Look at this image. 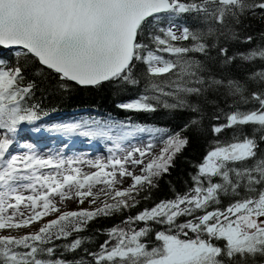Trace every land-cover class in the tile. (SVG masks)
<instances>
[{"label": "snow or ice", "instance_id": "snow-or-ice-1", "mask_svg": "<svg viewBox=\"0 0 264 264\" xmlns=\"http://www.w3.org/2000/svg\"><path fill=\"white\" fill-rule=\"evenodd\" d=\"M253 20L264 0H0V264H264ZM105 88L123 118L43 106ZM161 111L180 123L134 118ZM193 137L204 153L158 198Z\"/></svg>", "mask_w": 264, "mask_h": 264}, {"label": "trees", "instance_id": "trees-1", "mask_svg": "<svg viewBox=\"0 0 264 264\" xmlns=\"http://www.w3.org/2000/svg\"><path fill=\"white\" fill-rule=\"evenodd\" d=\"M252 28L249 30L252 33L258 31L264 25H261L259 21H251ZM7 55V53H4ZM41 96V92H37V97ZM119 100L113 91L105 88L98 91H79L73 92L71 95H65L61 97L59 93H44L43 106L45 110L50 112V119L52 121H59L68 119L71 117L87 116V115H100L111 113L112 115L124 117V113L116 110L115 104ZM54 107V108H53ZM58 107L59 109H57ZM135 119L139 121H146L148 123H156L157 125H167L175 127L180 123L181 116L176 115L175 118L164 113L157 112L155 114H137ZM46 120L49 118H45ZM205 150L204 142L193 137L191 144L186 148L183 155L176 159L175 167L171 170L170 175H166L160 181L159 191L155 193L158 198H162L169 194V187L174 184L177 188H182V182L187 179V173L191 171L189 165L191 163L199 161ZM113 221H97L93 223L88 234L95 229L105 227ZM103 236L100 237L102 241Z\"/></svg>", "mask_w": 264, "mask_h": 264}, {"label": "rangeland", "instance_id": "rangeland-1", "mask_svg": "<svg viewBox=\"0 0 264 264\" xmlns=\"http://www.w3.org/2000/svg\"><path fill=\"white\" fill-rule=\"evenodd\" d=\"M36 134L31 133L30 131V126H26V127H21V130L18 132V138L21 139V142H23L24 139H31L32 136H34ZM88 146L81 143L80 145V150H85V148H87ZM101 146L96 143L95 144V151H101ZM95 154V152H94ZM75 205H69V208H74ZM85 207H87V205H85Z\"/></svg>", "mask_w": 264, "mask_h": 264}, {"label": "water", "instance_id": "water-1", "mask_svg": "<svg viewBox=\"0 0 264 264\" xmlns=\"http://www.w3.org/2000/svg\"><path fill=\"white\" fill-rule=\"evenodd\" d=\"M54 108V107H53ZM57 109H59L58 107H56Z\"/></svg>", "mask_w": 264, "mask_h": 264}]
</instances>
